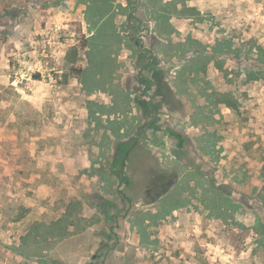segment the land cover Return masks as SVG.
Here are the masks:
<instances>
[{"label":"rangeland","instance_id":"obj_1","mask_svg":"<svg viewBox=\"0 0 264 264\" xmlns=\"http://www.w3.org/2000/svg\"><path fill=\"white\" fill-rule=\"evenodd\" d=\"M259 70L264 0H0V264H264Z\"/></svg>","mask_w":264,"mask_h":264},{"label":"trees","instance_id":"obj_2","mask_svg":"<svg viewBox=\"0 0 264 264\" xmlns=\"http://www.w3.org/2000/svg\"><path fill=\"white\" fill-rule=\"evenodd\" d=\"M87 47V40L85 39L84 37V41H83V48ZM73 56L69 55L67 57V59H69L68 61L70 62V64L72 65V70L75 71L77 74H80L81 71L80 70H76L74 68V65L77 63V55H78V50L77 49H73ZM260 52H263L262 50ZM197 59L201 60L202 62L204 61H207L208 58L205 57V56H199ZM206 65V64H205ZM205 65L202 66V70L203 71H206V67ZM219 69L222 70V67H219ZM40 76L37 77V79H39ZM249 79L248 80H255V81H258V80H264V70H259V71H256V72H252L249 74ZM170 91V94L171 96H174V93L173 91L171 90V87L169 89ZM213 97L216 99H214L215 102H213V105H225L226 108L234 111V112H238L239 109H240V103L239 101L237 100V98L234 96L233 93L231 92H217L215 91V93H213ZM131 148V147H130ZM129 148V151L126 152L125 156H124V161L127 160L129 158V155H130V149ZM133 148V147H132ZM119 151L122 153V150L119 149ZM165 182V179L162 178L161 176H153L151 178V180L148 181V183H145L144 184V187L142 190H144V193H148L149 191H151V193H156L157 196L158 194H161L162 191H163V186H161V184ZM165 184V183H163Z\"/></svg>","mask_w":264,"mask_h":264},{"label":"crops","instance_id":"obj_3","mask_svg":"<svg viewBox=\"0 0 264 264\" xmlns=\"http://www.w3.org/2000/svg\"><path fill=\"white\" fill-rule=\"evenodd\" d=\"M85 167L89 168V166H88V165H85Z\"/></svg>","mask_w":264,"mask_h":264}]
</instances>
